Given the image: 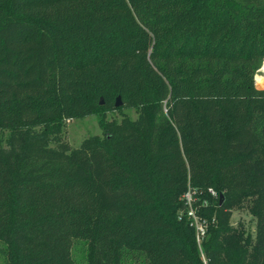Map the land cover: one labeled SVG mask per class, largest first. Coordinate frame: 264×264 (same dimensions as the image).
<instances>
[{
	"label": "trees",
	"instance_id": "obj_1",
	"mask_svg": "<svg viewBox=\"0 0 264 264\" xmlns=\"http://www.w3.org/2000/svg\"><path fill=\"white\" fill-rule=\"evenodd\" d=\"M263 56L264 0H0L3 264H264Z\"/></svg>",
	"mask_w": 264,
	"mask_h": 264
},
{
	"label": "rangeland",
	"instance_id": "obj_2",
	"mask_svg": "<svg viewBox=\"0 0 264 264\" xmlns=\"http://www.w3.org/2000/svg\"><path fill=\"white\" fill-rule=\"evenodd\" d=\"M262 68H264V56L260 61L259 67L254 73V81L259 88L264 87V72ZM259 75L263 77L262 81L258 79ZM123 115L135 117L136 111L133 108H124L112 109L102 112V116L106 120H120ZM98 116L99 115L89 114L83 117L65 119L62 124L61 133L59 135V142L66 146H69L70 148H75L79 146L81 142L90 135L103 136V131L97 122ZM6 135V130H0V141L2 143L5 142ZM53 144H56L55 141L53 142ZM230 220L234 225H237L239 222H241L246 230L250 231L252 234L254 233L255 219L247 210L232 209ZM0 264H3V254L1 252V248Z\"/></svg>",
	"mask_w": 264,
	"mask_h": 264
},
{
	"label": "built area",
	"instance_id": "obj_3",
	"mask_svg": "<svg viewBox=\"0 0 264 264\" xmlns=\"http://www.w3.org/2000/svg\"><path fill=\"white\" fill-rule=\"evenodd\" d=\"M207 191H209L213 195H216V191L212 187H208ZM195 192H196V189L188 188L184 192L183 197H184L186 203L189 205L187 214L190 215V217L192 218V222L195 225V228H196V240H197V243L200 245L202 236H203V234L205 232V223H204V220L200 217V215H198L195 212V210L191 207V201L193 199V194Z\"/></svg>",
	"mask_w": 264,
	"mask_h": 264
},
{
	"label": "water",
	"instance_id": "obj_4",
	"mask_svg": "<svg viewBox=\"0 0 264 264\" xmlns=\"http://www.w3.org/2000/svg\"><path fill=\"white\" fill-rule=\"evenodd\" d=\"M99 102H100V103L103 102V100H102L101 97H100V101H99ZM121 103H122V101H121L120 95H117L116 98H115V101H114V105H115V106H118V105H121ZM222 200H223V194L220 193V194H219V203H221Z\"/></svg>",
	"mask_w": 264,
	"mask_h": 264
},
{
	"label": "bare ground",
	"instance_id": "obj_5",
	"mask_svg": "<svg viewBox=\"0 0 264 264\" xmlns=\"http://www.w3.org/2000/svg\"><path fill=\"white\" fill-rule=\"evenodd\" d=\"M262 70H263V72H264V68H262ZM258 79L260 80V81H262L263 80V77L262 76H258Z\"/></svg>",
	"mask_w": 264,
	"mask_h": 264
}]
</instances>
